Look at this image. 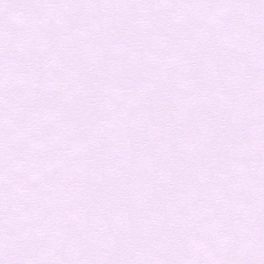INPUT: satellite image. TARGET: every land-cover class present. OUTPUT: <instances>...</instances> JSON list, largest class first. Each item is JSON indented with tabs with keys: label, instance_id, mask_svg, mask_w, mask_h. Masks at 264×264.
I'll return each instance as SVG.
<instances>
[{
	"label": "snow or ice",
	"instance_id": "snow-or-ice-1",
	"mask_svg": "<svg viewBox=\"0 0 264 264\" xmlns=\"http://www.w3.org/2000/svg\"><path fill=\"white\" fill-rule=\"evenodd\" d=\"M0 264H264V0H0Z\"/></svg>",
	"mask_w": 264,
	"mask_h": 264
}]
</instances>
